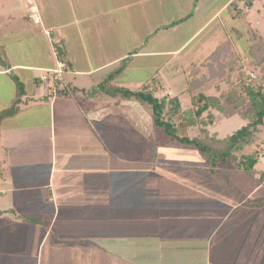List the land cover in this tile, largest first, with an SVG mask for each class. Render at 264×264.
I'll return each mask as SVG.
<instances>
[{"label":"crops","instance_id":"obj_1","mask_svg":"<svg viewBox=\"0 0 264 264\" xmlns=\"http://www.w3.org/2000/svg\"><path fill=\"white\" fill-rule=\"evenodd\" d=\"M69 1V19L48 29L54 57L50 65L13 62L6 53L7 44L1 45V39L13 31L11 26H17L11 24L15 22L11 15L7 16L10 26L6 21L7 26L0 28V58L9 65L5 67L0 59V112L12 104L17 94L12 75L24 85L17 111L0 122V264H264L263 218L256 219L248 212L251 207L245 201L250 198V187H241L243 192L235 186L240 181L235 175L247 172L223 168L231 181L228 186L213 176L202 161L199 165L183 164L181 158L191 152L197 154L195 149L184 147L179 149L181 154L174 155L179 156L176 164H166L171 144L158 148L155 162H139L137 146L131 149L132 137L139 135V122L133 124L131 113L121 112L124 102L120 101L128 99L104 92V96L95 93L90 97L84 91L86 87L77 82V76H90L98 87L127 57L124 69L111 81L130 68L133 58L162 55L167 56V63L175 62L174 57L209 26L213 17L228 10L233 0L218 6L199 0L193 11L206 7L211 16L197 27L190 23L192 14L180 25L167 22L142 37L148 44L156 38H170L177 48L156 51L141 48L144 43L130 47L124 42L130 47L125 54L105 58L99 53L92 57L84 54L86 62L91 58L95 61L87 68L74 67L81 60L68 52L72 44H64L63 28L76 26L86 41L101 47L122 36L118 14L123 10L133 14L134 7L140 5L132 0L127 7L128 1L123 0ZM35 22L41 23L42 18L39 16ZM178 31L184 35L176 42ZM154 32L162 33L154 38ZM55 43L64 51L62 61L56 56ZM58 62L63 63V70L54 75L51 71ZM17 69L26 71L31 90L13 74ZM172 69L176 71L177 65ZM44 71L51 72L46 79ZM54 78L60 79L58 89L65 87V94L56 89L51 92ZM202 79L211 81L208 73ZM146 81L132 82L138 86L132 90L144 86L151 90ZM106 98L109 108L105 107ZM113 98L117 103L109 101ZM111 120L130 134L129 157H118L110 150L116 143L108 136ZM141 137L146 139H141L142 147L151 143L144 135ZM162 153H167L164 158ZM189 172L193 175L188 176ZM261 174L264 171L260 177H253L254 192L264 186ZM121 213L126 215L124 220ZM80 235L111 238V243L105 248L99 240L96 243L72 239Z\"/></svg>","mask_w":264,"mask_h":264},{"label":"rangeland","instance_id":"obj_2","mask_svg":"<svg viewBox=\"0 0 264 264\" xmlns=\"http://www.w3.org/2000/svg\"><path fill=\"white\" fill-rule=\"evenodd\" d=\"M123 1H128L126 2V7L128 4L130 5V0ZM132 1L137 2L140 7H134L135 10L133 11V14H129L124 10L118 14L120 25L123 27V30L120 29L122 30V36L116 38V41L115 38L111 39L112 43L103 45L105 46L104 48L103 46H94V44L86 41L84 39L83 32H81L80 29H76V26H67L66 28H63L66 36V38L63 40L64 44L66 45L68 41L71 42L72 45L74 44L73 46H68V52L71 54L72 58L75 57L77 59L78 57L81 60L78 62L76 61L74 67L87 68L88 66H92L95 63L93 58L86 62L84 54L92 57L91 55L94 53H99L100 57L105 58L107 56H116L120 52L125 54L127 48H130L131 46L135 47L138 46V44L139 46H142V43H144L142 37L145 34L151 32V30H153L155 27L183 17L192 10L194 2V0ZM200 1H202L203 4L204 0ZM206 1L210 2L211 6H218L225 0ZM235 1L237 2L233 4L231 9L225 10L223 13L218 15L217 18L213 17L211 19L209 26H205L197 34V36H195V38L190 41V44H188V46L184 48V50L179 55L174 57L175 62L170 60L169 63H167V56L162 55H155L150 58H133L128 64L130 68L125 70L119 77L114 78L113 81L110 80V82H115L117 84H130L127 85V87L132 90V88H138L137 85L136 87L131 85L132 82L142 83L147 79L146 82H148V86L151 88V91H156L154 92L157 96H166L169 98L172 95H176L180 99L181 105L184 108L190 105V99L191 95L193 94V90L197 89L191 85V82L200 83L198 89L203 90L207 94L216 93L215 88H217L216 84L218 83V80L214 79V81L208 82L204 81L206 79H202V76L207 74L210 70L209 64L207 62H211V57L208 56L212 51V54L217 50L224 51L223 54L221 53L220 55V57H222L220 59L221 63L215 66L214 70L219 72V70L222 68V70L225 71V74L221 79H219L220 88H225L223 83L224 80L232 82L236 81V79L244 77L245 81L247 80V82H250V80L254 79L256 76L264 75V53H259L257 57H254L249 53V47L257 44L259 39L264 36V0ZM247 2H254L251 8L245 5ZM68 5H70L69 0H0V28L6 24V21L8 22L7 16L9 15H11L10 19L15 20V22L11 24L17 25L11 26L13 31L9 33V36L7 37L8 39H1V45L5 43L7 44L6 53L9 58L13 62L29 64L42 63L50 65V63H54L53 49L51 47L52 41L50 36L47 35L50 32L48 29H53L55 24L59 25V23L64 22L63 20L66 18L69 19L70 15ZM206 10V7H201L200 11H193L194 15L189 20L194 27H197L198 24L203 23L204 18L211 16L207 14ZM237 10L242 12V14L240 16H233ZM75 13L78 16V12L76 11ZM34 14L38 17V19L39 16L42 18L41 23L35 22L33 17ZM191 24H189V26H191ZM8 25L10 26L9 22ZM6 26L7 25H5V27ZM45 30L48 31L45 33ZM160 33L154 32V38H156V36ZM176 33L178 36L176 42H178L182 39L180 35H184V33H181L180 35V31ZM71 34H74V36L71 37ZM106 42L108 41H104V43ZM117 42H119L120 45L117 44ZM124 42H128L130 47H127ZM173 42V39L170 38H163L162 40H158L156 38L153 39L149 44L144 43V46L141 48L154 49L156 51H159L160 49L177 48L175 47L177 45H172ZM149 46L151 47L147 48ZM1 54L4 55V53ZM73 54H75V56ZM212 62H214L213 59ZM174 64L177 65L176 71L172 69ZM55 68H57V65ZM25 73V70H13V74H17L19 78L25 83L27 90H31L32 85L28 81L29 76ZM27 73L29 74V72ZM34 73L36 72L34 71ZM42 74L49 76L51 75V72L44 71ZM99 74L100 73L96 74L94 77L97 78ZM78 77L79 76H77V82L86 87L84 91L88 94L87 96L93 97L95 96V93L98 95V97L103 95V92L93 85L91 81L93 77ZM106 86L109 87L108 85ZM142 89H146V87L144 86ZM114 100V98L109 99V101L112 102ZM106 101H108L107 98L104 100L106 105L105 107L109 108L108 103L110 102ZM120 102H124V105L122 106L123 110H121V112L123 111L128 114L131 113L133 124L136 123L137 120L139 122V125L136 126V128H138L137 131L139 135H134L132 137L133 146L131 149L137 146L138 160L139 162H143L144 156L142 144H144L143 140L146 141V139L142 138L141 136L144 135L147 140L152 143L154 132L151 125L150 106L135 99H128V101ZM113 103H117V100H115ZM246 108L247 105L234 111L228 108L223 110H217L213 107L209 108L207 112L211 113L212 122L210 124L208 123L205 126V129L208 130L209 134L216 135L219 138L231 134L234 132V130L246 123V121L241 117L242 112ZM207 112H204L203 115L205 116ZM127 118H130L129 115ZM110 123V128L107 127V129H110L108 136L111 135L116 140V143L111 147L110 150L115 152V155L118 157L125 158V156L128 154L130 155L129 147L132 145L128 139L131 138L130 134L126 132L124 133L123 130L125 127L123 125H118V123L114 125L113 120H111ZM202 127L204 126L202 125ZM133 128L134 127L132 126V129ZM196 132V127H190L188 129L189 135H195ZM124 136H127V138ZM141 139L143 140L141 141ZM180 147L194 150L192 147L171 144L168 148L170 151L168 153L169 155H166L167 153H162L164 155L163 158L165 155L168 157V159L165 161L166 164H170V162L172 164H176L179 161V156L174 155L177 153L181 154V151L179 150ZM254 151L257 152V156L259 155V160L254 166L255 173L236 174L235 177L240 181L239 184H236L235 186L241 191L244 189L241 187H250L249 192L251 194L249 199L259 201L264 199V186L254 192V185L252 181L253 177H258V175L260 177V172L264 171V123L262 127L259 126L258 131L254 133L251 143L237 150V152H234L233 155L237 158L241 154H251L254 153ZM181 159L184 161L183 164L191 165H199L202 161V158L198 153L194 154L192 152ZM235 164V158L230 157L226 161L220 162L218 167L220 169H232L234 168ZM190 175H193V172H189L188 176ZM181 176L182 175H179V177ZM262 181H264V179H262ZM203 182L204 181H200V183ZM250 207L251 208L248 209V212H250V214L252 213L251 216H254L256 219L263 218L261 221L264 223V206L263 208H259L257 206ZM120 216H122L123 220L126 217L124 213H121ZM262 222H260L258 225L260 226ZM255 225L256 224H254V227ZM117 234L119 233L116 232L115 235ZM72 239H77V242L96 243H99V240L105 248H109V243H111V238H84L82 235L78 237L74 236ZM141 255L146 257L144 253H141Z\"/></svg>","mask_w":264,"mask_h":264},{"label":"trees","instance_id":"obj_3","mask_svg":"<svg viewBox=\"0 0 264 264\" xmlns=\"http://www.w3.org/2000/svg\"><path fill=\"white\" fill-rule=\"evenodd\" d=\"M199 0H194L192 10L183 17L171 22V25L179 24L190 18L193 14V9ZM237 1L233 0L229 3L228 9L233 7ZM247 7H251L252 3L247 2ZM242 12L237 10L233 16H240ZM228 45V44H227ZM56 56L59 60L64 59V51L57 43L54 44ZM223 50H217L210 55L211 63H209L208 74L211 81L218 80L216 84L217 95L205 94L201 90H197L200 83L191 82V85L196 87L191 95L190 105L182 107L178 96L171 97L156 96L151 90L139 89L131 90L127 87L115 86L110 83V80L119 74L125 67L128 57L121 61V64L99 83L98 89L111 96H120L125 99H135L139 102L146 103L151 109V125L153 132L152 143L146 144L143 147L144 161L155 162L157 150L161 146L167 144H175L180 146L192 147L202 158V164L213 175L223 181L226 185L231 186L230 178L225 174V171L218 167L220 162H224L230 157L235 158V166L232 171H245L252 173L255 164L259 160L257 152L251 154H241L237 158L234 157V152L242 147L249 145L252 141L254 133L259 129V126L264 123V75L256 76L250 82L245 81L244 77L229 82L224 80L225 88L219 87V79L225 74V71H214L215 66L220 64L221 53ZM249 53L257 57L259 53H264V36L259 39L258 43L249 47ZM2 59V58H0ZM212 59L214 62H212ZM224 61V59H223ZM1 63L9 67L5 59ZM224 64V63H223ZM223 66V65H222ZM219 67V66H218ZM12 75V74H11ZM17 89L15 100L8 107L0 112V122L2 119L12 115L18 109L20 96L24 93V85L16 76L12 75ZM221 82V81H220ZM60 81L54 78V84L50 85V90L56 89L57 92L65 94V87L59 88ZM108 85L109 87H107ZM247 105V108L242 112L241 117L246 121L244 125L234 130L231 134L219 138L216 135L209 134L205 126L212 122L211 113L207 110L211 107L217 110L228 108L237 110ZM207 112L204 116L203 113ZM208 117V118H207ZM202 125L204 127H202ZM196 127L195 135H189L188 129ZM223 172V173H222ZM223 174V175H222ZM264 179V174L261 178ZM248 206H264V199L259 201L248 199L245 201Z\"/></svg>","mask_w":264,"mask_h":264},{"label":"built area","instance_id":"obj_4","mask_svg":"<svg viewBox=\"0 0 264 264\" xmlns=\"http://www.w3.org/2000/svg\"><path fill=\"white\" fill-rule=\"evenodd\" d=\"M34 19H35V21H37L38 20V17L34 14ZM63 63L62 62H58L57 63V68H55V69H53L51 72H52V74H58V73H60L63 69ZM43 79H46V75L45 76H43Z\"/></svg>","mask_w":264,"mask_h":264}]
</instances>
